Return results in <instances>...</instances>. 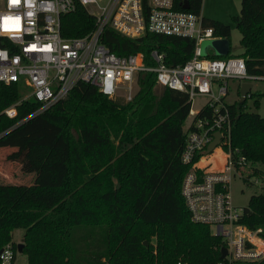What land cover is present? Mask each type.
<instances>
[{
    "label": "trees",
    "instance_id": "16d2710c",
    "mask_svg": "<svg viewBox=\"0 0 264 264\" xmlns=\"http://www.w3.org/2000/svg\"><path fill=\"white\" fill-rule=\"evenodd\" d=\"M183 1L176 0V6L181 8ZM202 5L203 0H190L189 10L201 13ZM234 22L244 48L234 56L245 58L249 74L264 76V0H242ZM60 24L62 36L78 37L92 30L94 19L77 4L75 11L61 15ZM204 24L217 36L231 38L230 25L207 17ZM101 41L119 56L149 57L157 49L172 66L189 60L195 46L186 37L147 32L133 39L110 27ZM5 42L0 38V45ZM138 86L127 101L79 82L65 98L16 124L40 103L29 98L16 106L14 117L1 115L23 97L25 88L19 82H0V149L15 148L7 161L29 174L25 181L0 183V249L7 243L17 247L12 233L21 228L28 264L221 261L223 239L209 225L192 221L182 194L191 170L181 155L192 101L188 93L161 85L153 72H141ZM247 99L230 105L231 141L238 150L237 168L251 182L252 177L264 180V116L248 111ZM34 146L60 148L61 157L51 163L32 159ZM240 157H245L242 164ZM240 222L262 228L264 235V188L251 196ZM91 231L97 232L94 242L79 244L78 234ZM152 236L155 243L147 245ZM254 264H264V259Z\"/></svg>",
    "mask_w": 264,
    "mask_h": 264
},
{
    "label": "built area",
    "instance_id": "2783aa9c",
    "mask_svg": "<svg viewBox=\"0 0 264 264\" xmlns=\"http://www.w3.org/2000/svg\"><path fill=\"white\" fill-rule=\"evenodd\" d=\"M77 4L93 17L94 26L83 36L64 37L60 17L75 11ZM107 27L133 39L147 32L186 37L195 46L191 58L175 66L168 65L166 54L157 49L149 57L143 53L119 56L101 41ZM0 38L6 41L0 45V82H19L27 92L4 110L10 118L16 115V106L29 98L40 107L23 121L42 113L79 82L90 83L113 98L141 72L156 73L161 85L188 93L192 103L204 96V106L198 111L191 108L181 155L183 164L191 166L182 185L191 219L209 225L223 239L228 254L217 264H254L264 259L263 229L240 222L244 207L237 206L231 194L232 181L242 174L235 159L238 150L231 141L233 116L228 101L231 80L241 85L264 76L249 74L241 56H203V41L222 37L204 24L202 13L184 9L182 3L177 7L176 0H0ZM132 92L130 86L127 101L133 98ZM218 131L220 143L208 153ZM217 151L222 163L203 162ZM244 161L245 157L239 158V163ZM17 253L12 243L5 244L0 264H14Z\"/></svg>",
    "mask_w": 264,
    "mask_h": 264
},
{
    "label": "rangeland",
    "instance_id": "374dc122",
    "mask_svg": "<svg viewBox=\"0 0 264 264\" xmlns=\"http://www.w3.org/2000/svg\"><path fill=\"white\" fill-rule=\"evenodd\" d=\"M241 2L242 0H203L202 11L203 16L207 18H211L214 20L222 21L231 26V38H223L228 43V50L231 51V54H241L243 53V46L240 42L241 40V32L237 28L234 17L239 15L241 12ZM219 38V39H222ZM214 39H206L201 44L203 56H207L210 54L215 57H224L225 55H220L215 52V50L209 46V42ZM228 51V52H229ZM246 82V81H244ZM253 83V96H248L246 107L248 111L257 112L264 116V79L252 80ZM243 83V82H242ZM241 83V85H242ZM130 86L133 87L132 96L138 91V77H136L132 83V85H128L123 89L117 92V99L123 98L126 100V97L129 95ZM239 86V81L231 80L230 82V94L228 97V101L230 103H237L241 100V94L238 92L237 87ZM26 92V91H25ZM27 93V92H26ZM255 94H259V98ZM259 100V104L255 105L256 100ZM206 98L204 96H198L193 100L192 108L198 109L205 105ZM3 108L1 111V115H5ZM23 120H19L16 124L22 123ZM6 150L0 149V183L5 181H11L13 183L18 181H25L29 174L20 169L17 164L7 161V154L15 149V148H5ZM61 149L60 148H49L46 146H34L30 149V158L32 159H42L45 163H51L53 161L58 160L61 157ZM30 177V176H29ZM251 182H245L243 177L237 175L231 183V194L234 203L239 207H246L249 204V200L252 195L259 194L263 191L264 188V180H261L256 177H252ZM97 231V230H96ZM23 234L24 230L19 228L13 230L12 233V241L15 244L23 243ZM97 232L91 231L90 233L81 232L78 236H82L81 242L79 244L87 245L92 244L94 239L96 238ZM152 241L155 243V236L150 237V239H146L145 243L149 245V242ZM261 261V260H260ZM14 264H28L26 256L23 252L16 254V259Z\"/></svg>",
    "mask_w": 264,
    "mask_h": 264
},
{
    "label": "water",
    "instance_id": "95a60500",
    "mask_svg": "<svg viewBox=\"0 0 264 264\" xmlns=\"http://www.w3.org/2000/svg\"><path fill=\"white\" fill-rule=\"evenodd\" d=\"M182 7L184 9H190V0H184L182 2ZM209 46H211L217 54H228L230 51L228 50V43L225 39H214L209 42ZM229 51V52H228ZM253 89V83L252 82H243L240 88V94H241V102L245 101L247 97L250 95V92ZM221 133L218 131L215 133V140L209 145L207 152L210 153L213 151L220 143L221 140ZM147 244V243H146ZM23 243L17 244V250L19 253L22 252ZM228 254V249L226 246H223L221 249V259H225Z\"/></svg>",
    "mask_w": 264,
    "mask_h": 264
},
{
    "label": "crops",
    "instance_id": "0c3cea01",
    "mask_svg": "<svg viewBox=\"0 0 264 264\" xmlns=\"http://www.w3.org/2000/svg\"><path fill=\"white\" fill-rule=\"evenodd\" d=\"M205 17V16H204ZM242 54V53H241ZM233 55V54H232ZM236 55H240V54H236ZM253 87H254V85H253ZM240 88H241V85L239 84V86L237 87V90H238V92H240ZM253 90V89H252ZM200 108H198V109H194L195 111H198ZM191 119V114L188 116V118H187V120H186V122H185V125H184V128H186L187 127V125H188V123H189V120ZM205 161H203V162H208L209 160H211L212 162H219L220 161V163H222L223 162V158H222V156H221V154H220V152L219 151H217V152H215V153H213V154H211L210 156H208L206 159H204ZM32 180H33V178H31ZM31 182H33V181H31V180H29L28 182H26V183H31ZM18 251V250H17ZM19 253V252H18ZM16 259V258H15Z\"/></svg>",
    "mask_w": 264,
    "mask_h": 264
},
{
    "label": "snow or ice",
    "instance_id": "6c2138e0",
    "mask_svg": "<svg viewBox=\"0 0 264 264\" xmlns=\"http://www.w3.org/2000/svg\"><path fill=\"white\" fill-rule=\"evenodd\" d=\"M13 2L15 3V2H18V0H13Z\"/></svg>",
    "mask_w": 264,
    "mask_h": 264
}]
</instances>
